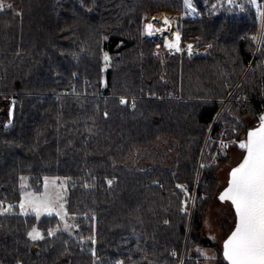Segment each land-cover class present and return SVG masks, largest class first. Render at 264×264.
Segmentation results:
<instances>
[{
	"label": "trees",
	"instance_id": "trees-1",
	"mask_svg": "<svg viewBox=\"0 0 264 264\" xmlns=\"http://www.w3.org/2000/svg\"><path fill=\"white\" fill-rule=\"evenodd\" d=\"M10 1L0 13V207L15 205L0 211V264H182L184 251L183 264H203L190 248L218 246L203 231L218 177L201 162L226 126L247 138L260 124L258 7L192 0L183 40L213 48L189 58L144 33L150 14L184 12L185 0ZM73 84L77 94L57 95ZM46 175L68 180L73 232H51L57 215L18 209L23 179ZM36 225L43 239L28 235ZM217 264H230L224 247Z\"/></svg>",
	"mask_w": 264,
	"mask_h": 264
},
{
	"label": "rangeland",
	"instance_id": "rangeland-1",
	"mask_svg": "<svg viewBox=\"0 0 264 264\" xmlns=\"http://www.w3.org/2000/svg\"><path fill=\"white\" fill-rule=\"evenodd\" d=\"M253 3L258 7L260 18H261V24L257 31L253 32L255 34V37H251L254 39L256 45H257V51L264 47V2L262 0H252ZM2 2L6 5L4 8H7V5H10V7L13 6V2L10 0H2ZM190 7L188 4H186V11L180 12V11H172V10H162V11H156L148 17V19L145 22L144 26V33L147 37L153 39L155 42H159L163 45V48L166 51L167 55L173 54V53H179L182 54L181 51L184 50L187 46L188 42L196 41L198 42V46L202 49V52H204L201 55L209 54L213 48V43H203L200 38L194 39V40H183L182 31L180 28V22L181 18L189 15H196L198 13L197 7L193 3L192 0H189ZM0 9L1 11L4 9ZM155 13H159V15L156 18V27H162L164 25V20L160 18V13H165L172 18L176 19V26L181 32L180 36V43L177 48H170L167 45V42L165 38L160 35L156 34L155 36H151V34H147L146 25L149 23V21L153 18V15ZM252 34V33H250ZM260 43V45H259ZM211 44V46H209ZM200 55V56H201ZM239 102H246L248 101L246 98H238ZM227 130H232L236 128L237 135L239 138H246V134H240V131L238 127L236 126H226ZM211 130L209 131V133ZM232 134V133H231ZM230 147V146H229ZM228 148V147H225ZM225 148H219L217 145V148H215L213 153V156L210 159H204V161L201 162V165L204 167H207L211 165L212 167L216 168L215 172L218 177L215 193L213 197L211 198V201L209 202V205L206 209V214L204 216V234L208 237H210L214 242L218 244L217 248L213 246H205V245H195L190 248V255H193L195 257H198L202 259L203 264H217L218 257L222 256V249L224 247V242L227 240L229 234L233 231V229L236 226L237 222V216L236 212L234 210V205L231 201L224 200L221 201L219 199L221 193L225 190V188L229 185L230 180V173L232 169H234L244 158L246 150L242 149L240 147H230L228 150H224ZM223 151V155L227 157V159L219 160L220 156L223 157V155H220ZM200 170L198 171L199 174ZM69 193V183L66 177L61 175H46L43 177L42 183L40 185H35L33 182L30 181L29 177H25L23 179L22 183V197L21 200L17 203L18 209L21 213L24 214H36L34 213L29 207L27 203L26 197L29 195L32 196H39L43 197L45 195L51 197L53 207L55 208V211L51 215H57L61 219V215H63V219H61V223L59 226L53 228L51 230L52 233L57 232L59 229H66L69 231H74L75 227V221L71 218L68 212L67 208V196ZM196 196L193 194L192 196V207L194 208L195 202H196ZM24 205V208H21L20 205ZM15 204L11 203H4L0 207V211H5L4 209H7L8 206H12L11 209L14 208ZM63 205V208L60 206ZM193 210V209H191ZM59 213V214H58ZM44 215H48L47 213L41 214L38 217H42ZM191 217V215H190ZM65 224L69 225L70 227L65 228ZM33 228H36L40 233L43 234V230L39 226H34ZM32 228V230H33ZM31 230V231H32Z\"/></svg>",
	"mask_w": 264,
	"mask_h": 264
},
{
	"label": "snow or ice",
	"instance_id": "snow-or-ice-1",
	"mask_svg": "<svg viewBox=\"0 0 264 264\" xmlns=\"http://www.w3.org/2000/svg\"><path fill=\"white\" fill-rule=\"evenodd\" d=\"M185 3L191 6L189 0H185ZM5 6L0 0V9ZM165 23L168 21L165 20ZM146 30L152 34V25H146ZM167 46L177 47L174 44ZM107 59L105 55V60ZM260 120V126L250 131L247 140L239 144L240 148L247 150V155L238 167L232 169L229 185L219 197L221 201L232 202L238 217L235 230L224 242V256L230 264H264V116L260 117ZM108 183L111 184V181ZM26 199L28 207L37 216L44 213L51 215L55 211L51 197L47 195H29ZM11 207L8 206L4 210L9 211ZM20 207L24 208V205ZM60 207L63 208V205ZM63 218L61 215V219ZM68 227L70 226L65 224V228ZM28 235L33 240L44 238L36 228Z\"/></svg>",
	"mask_w": 264,
	"mask_h": 264
},
{
	"label": "built area",
	"instance_id": "built-area-1",
	"mask_svg": "<svg viewBox=\"0 0 264 264\" xmlns=\"http://www.w3.org/2000/svg\"><path fill=\"white\" fill-rule=\"evenodd\" d=\"M264 2V0H262ZM264 27V25H263ZM251 37H255V34H250ZM260 45V43H259ZM191 46V47H189ZM211 46V44H209ZM182 54H185L189 58H194L196 56H200L204 52H202V49L200 46H198V42L196 41H190L187 43V46L184 50L181 51ZM78 93V87L76 84H73L69 87H66L59 91L57 95H71V94H77ZM120 97V103L121 100H126L128 97L127 96H119ZM257 114L262 117L264 116V103L257 109ZM261 121V120H260ZM232 133V134H231ZM237 130L236 128L230 130H227V128H224V130L221 132V134L218 136L217 141H218V146L219 148H225L229 147L231 145H235L236 147H239V144L241 142H245V138H239L237 135ZM185 258V251L183 252L182 258H181V263L183 264Z\"/></svg>",
	"mask_w": 264,
	"mask_h": 264
},
{
	"label": "bare ground",
	"instance_id": "bare-ground-1",
	"mask_svg": "<svg viewBox=\"0 0 264 264\" xmlns=\"http://www.w3.org/2000/svg\"><path fill=\"white\" fill-rule=\"evenodd\" d=\"M161 16L160 18H162L164 20V25L162 27H156V18L159 15V13H155L153 15V18L149 21L148 24H151L153 27V31L151 36H155L156 34H160L162 35L167 44H174L177 45V47H173V48H178L179 43H180V36H181V32L178 29V27L176 26V19L172 18L171 16L165 14V13H160ZM165 20L168 21V23H165ZM147 24V25H148ZM147 34L148 31H147ZM178 37V39H177Z\"/></svg>",
	"mask_w": 264,
	"mask_h": 264
},
{
	"label": "water",
	"instance_id": "water-1",
	"mask_svg": "<svg viewBox=\"0 0 264 264\" xmlns=\"http://www.w3.org/2000/svg\"><path fill=\"white\" fill-rule=\"evenodd\" d=\"M260 124H261V122H260ZM260 124L257 125V126H255V127H253V128H251V129L249 130V132L252 131V130H254V129H256V128H258V127L260 126ZM249 132H248V133H249ZM247 138H248V135H247ZM247 138L245 139V141L247 140ZM245 150H246V149H245ZM246 155H247V150H246L245 156H246ZM245 156H244V157H245ZM243 159H244V158H243ZM242 162H243V160H242L239 164H241ZM239 164H238L236 167H238ZM236 167H235V168H236ZM230 179H231V177H230ZM229 181H230V180H229ZM234 210H235V206H234ZM235 212H236V211H235ZM236 216H237V214H236ZM237 221H238V217H237ZM236 224H237V222H236ZM235 227H236V226H235ZM234 230H235V228L233 229V231H234ZM233 231H232V232H233ZM232 232H231V233H232ZM230 235H231V234H229V236H230ZM229 236H228V237H229ZM227 239H228V238H227ZM226 259H227V258H226ZM228 261H229V260H228ZM229 262H230V261H229Z\"/></svg>",
	"mask_w": 264,
	"mask_h": 264
}]
</instances>
